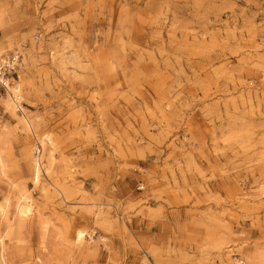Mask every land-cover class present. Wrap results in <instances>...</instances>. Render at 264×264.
<instances>
[{
	"label": "rangeland",
	"instance_id": "374dc122",
	"mask_svg": "<svg viewBox=\"0 0 264 264\" xmlns=\"http://www.w3.org/2000/svg\"><path fill=\"white\" fill-rule=\"evenodd\" d=\"M14 50L0 264H264V0H0Z\"/></svg>",
	"mask_w": 264,
	"mask_h": 264
},
{
	"label": "built area",
	"instance_id": "2783aa9c",
	"mask_svg": "<svg viewBox=\"0 0 264 264\" xmlns=\"http://www.w3.org/2000/svg\"><path fill=\"white\" fill-rule=\"evenodd\" d=\"M18 66V53L14 51H9L3 56V60L0 61V84L5 86L4 80L8 78V73H13L16 71V67ZM37 157L40 154V148L36 149ZM242 261V260H240Z\"/></svg>",
	"mask_w": 264,
	"mask_h": 264
},
{
	"label": "bare ground",
	"instance_id": "6f19581e",
	"mask_svg": "<svg viewBox=\"0 0 264 264\" xmlns=\"http://www.w3.org/2000/svg\"><path fill=\"white\" fill-rule=\"evenodd\" d=\"M0 80H1V78H0ZM4 84H5L6 88L9 89L8 78H6V79L4 80ZM14 99H16L15 96H14ZM20 212H21L22 215H26V214L29 212V209L26 208V207H22ZM83 236H84V234H83L82 232H78V234H77V239L79 240V239H81Z\"/></svg>",
	"mask_w": 264,
	"mask_h": 264
}]
</instances>
